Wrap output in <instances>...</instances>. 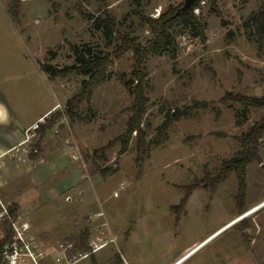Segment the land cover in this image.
<instances>
[{
	"label": "rangeland",
	"instance_id": "1",
	"mask_svg": "<svg viewBox=\"0 0 264 264\" xmlns=\"http://www.w3.org/2000/svg\"><path fill=\"white\" fill-rule=\"evenodd\" d=\"M184 1L0 0V76L10 99L34 108L56 103L49 117L61 114L36 158L9 154L0 165L1 194L19 205L44 242L41 264H57L60 245L77 243L83 230L89 239L104 231L115 240L76 264H264V138L260 159L246 168L241 209L235 172L212 187L224 163L244 151L240 139L264 116V107L223 99L264 96V37L252 20L262 0H200L194 13L204 37L185 20L172 23L176 58L165 50L142 62V166L136 131L121 153L134 116L125 82L134 78L136 59L133 49L115 56L122 36L145 45L153 33L139 13L158 18ZM73 45L113 58L110 77L71 117L66 102L87 77L71 71L51 78L41 69L46 82L37 65H72Z\"/></svg>",
	"mask_w": 264,
	"mask_h": 264
},
{
	"label": "trees",
	"instance_id": "2",
	"mask_svg": "<svg viewBox=\"0 0 264 264\" xmlns=\"http://www.w3.org/2000/svg\"><path fill=\"white\" fill-rule=\"evenodd\" d=\"M200 0H197L194 5L185 12H182L176 16L175 13L178 10L177 8L169 9L167 12L161 14L158 18H152L149 16L142 15V19L147 22L149 25L153 37L148 39L145 45L134 42L133 39L122 36V42L119 46V51L116 52L115 56H120L123 51L133 49L136 59H135V69L133 71L134 78L127 80L125 82L126 87L134 95V116L128 126L127 136L123 141V146L121 153L127 151L130 135L133 131H136L138 134L137 143V162L141 167L143 162V156L145 152V139L143 134V129L140 126V120L143 113V106L147 100L145 91H144V78L142 62L145 55L149 52L157 51H169L173 59L176 58L175 50V39L169 32V28L177 20H185L190 23L196 30L203 35V26L201 25L198 17L194 13V8L198 5ZM263 4H264V0ZM252 20L256 23L257 35L262 39L264 37V8L256 15L252 17ZM107 29V27H106ZM73 52L75 54V61L72 65L66 66L63 68H56L51 64L42 63L41 69L45 71L49 77L54 78L58 75L68 73L71 71H77L78 73L83 74L87 77L84 81L83 88L81 92L76 94L74 97L70 98L66 102V112L72 117L73 110L77 107L82 101L89 99L93 87L100 82L106 81L110 76L106 74V69L108 65L112 62V56L110 54H104L100 52H94L91 48H79L77 45L72 46ZM223 99H231L232 101L238 102L245 109L250 107H264V96L263 97H248L243 95H232L228 93ZM60 112L52 114L50 117L46 118V121L41 124L39 132L41 133L38 145L35 148V152L30 154V159H34L38 156L41 151V141L46 134L48 128L52 127L56 119L60 116ZM177 113L175 116H178ZM264 138V116L258 120L253 126L248 130V132L240 139L241 144L244 147V151L240 156H236L229 161H226L224 165L219 170L217 176L212 180V187L214 188L218 183L225 180L232 172L236 173L239 183V192L237 195V204L241 209L243 202L246 197V168L247 166L255 160L260 159V140ZM113 173L114 171H110ZM194 186H189L188 191L183 198L180 206L181 208L187 202L188 196L190 195ZM19 205L17 203L12 204L11 213L13 216L18 212ZM8 234H10V226L7 225ZM90 237L89 230H83L80 233V236L77 240V249L83 251H90L88 246V241ZM90 256H93V253H90ZM1 262V256H0ZM96 264V263H95Z\"/></svg>",
	"mask_w": 264,
	"mask_h": 264
},
{
	"label": "built area",
	"instance_id": "3",
	"mask_svg": "<svg viewBox=\"0 0 264 264\" xmlns=\"http://www.w3.org/2000/svg\"><path fill=\"white\" fill-rule=\"evenodd\" d=\"M46 121V118H40L31 124L25 130L23 141L15 146L11 153L18 161H24L30 158V154L35 152L34 142L38 138L41 124ZM55 134L60 133V129L56 126ZM71 140L67 139L66 143L70 144ZM74 159H79L81 153L78 146L75 144ZM2 160H0L1 165ZM114 196H118V192H114ZM12 204L7 202L0 192V264H41L40 259L45 255L42 245L44 242L37 240L33 235L30 223L24 216L16 213L15 216L11 213ZM7 225L10 226V234L7 231ZM113 237H107L104 231H100L96 238H90L88 246L90 251L77 249L76 242H67L60 245L61 256L56 258L57 264H76L80 260L89 257L90 253H95L113 242Z\"/></svg>",
	"mask_w": 264,
	"mask_h": 264
},
{
	"label": "crops",
	"instance_id": "4",
	"mask_svg": "<svg viewBox=\"0 0 264 264\" xmlns=\"http://www.w3.org/2000/svg\"><path fill=\"white\" fill-rule=\"evenodd\" d=\"M38 67V77L42 81H49V77ZM5 82L0 76V159L3 160L9 154L12 155V149L20 144L25 137V130L31 124L40 118H47L55 111V104L34 108L31 104L21 102L15 104L9 97V91L5 87ZM51 136H45L41 143V150L45 148ZM50 150V149H48ZM54 150V148H51ZM72 160V159H71ZM73 161V160H72ZM103 249V248H102ZM96 253V252H95ZM93 253V255L95 254ZM125 264H131L128 260H124Z\"/></svg>",
	"mask_w": 264,
	"mask_h": 264
},
{
	"label": "water",
	"instance_id": "5",
	"mask_svg": "<svg viewBox=\"0 0 264 264\" xmlns=\"http://www.w3.org/2000/svg\"><path fill=\"white\" fill-rule=\"evenodd\" d=\"M196 1H197V0H185L184 3H183V5H182L181 7L178 8V10L176 11V13H175L174 16H176V15H178V14H180V13H182V12H185V11H187L188 9H190V8L194 5V3H195Z\"/></svg>",
	"mask_w": 264,
	"mask_h": 264
}]
</instances>
